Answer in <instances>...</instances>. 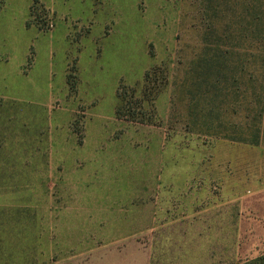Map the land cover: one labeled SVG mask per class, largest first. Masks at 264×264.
I'll use <instances>...</instances> for the list:
<instances>
[{
    "label": "rangeland",
    "instance_id": "374dc122",
    "mask_svg": "<svg viewBox=\"0 0 264 264\" xmlns=\"http://www.w3.org/2000/svg\"><path fill=\"white\" fill-rule=\"evenodd\" d=\"M262 253L264 0H0V264Z\"/></svg>",
    "mask_w": 264,
    "mask_h": 264
},
{
    "label": "trees",
    "instance_id": "16d2710c",
    "mask_svg": "<svg viewBox=\"0 0 264 264\" xmlns=\"http://www.w3.org/2000/svg\"><path fill=\"white\" fill-rule=\"evenodd\" d=\"M168 84V78L161 67H154L148 70L144 76V79L140 85L128 87L120 85L118 89L119 105L117 108V116L120 119H128L134 123H146L151 122L144 117L141 108L147 107L150 110H155V100L157 96L165 89ZM198 120L191 123V127L196 128ZM190 129L189 131H193ZM241 138V137H237ZM249 142L245 137L241 140ZM258 133L253 135L250 143H258ZM241 264H264V253L247 258Z\"/></svg>",
    "mask_w": 264,
    "mask_h": 264
}]
</instances>
